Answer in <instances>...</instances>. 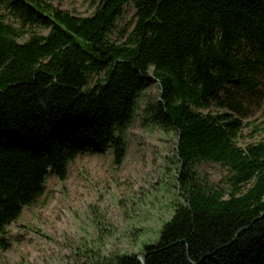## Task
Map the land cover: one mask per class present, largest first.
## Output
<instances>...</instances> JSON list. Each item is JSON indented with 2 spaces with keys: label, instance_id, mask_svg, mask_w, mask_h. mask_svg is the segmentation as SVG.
Instances as JSON below:
<instances>
[{
  "label": "trees",
  "instance_id": "obj_1",
  "mask_svg": "<svg viewBox=\"0 0 264 264\" xmlns=\"http://www.w3.org/2000/svg\"><path fill=\"white\" fill-rule=\"evenodd\" d=\"M91 2L94 14L81 17L46 0H0L17 23L0 16V248L50 175L65 181L87 152L111 150L123 162V135L155 81L160 97L144 115L177 136L184 202L140 254L87 250L85 264H264V141L240 146L232 114L240 104L205 113L213 104L225 109L218 94L226 86L252 94L261 86L264 0ZM128 7L137 22L119 29ZM202 163L225 176H201Z\"/></svg>",
  "mask_w": 264,
  "mask_h": 264
},
{
  "label": "rangeland",
  "instance_id": "obj_2",
  "mask_svg": "<svg viewBox=\"0 0 264 264\" xmlns=\"http://www.w3.org/2000/svg\"><path fill=\"white\" fill-rule=\"evenodd\" d=\"M46 2L81 17L93 15L98 5L91 0ZM5 15L0 6V16L17 24ZM136 22L135 9L128 7L118 27L131 29ZM218 96L226 101L225 109L213 104L205 113H232L228 105L240 104L242 111L232 113L242 125L240 146L264 141V79L253 94L230 85ZM159 97L155 81L140 94L135 119L123 135L126 156L120 165L111 150L87 152L69 166L65 181L49 176L45 193L7 229L0 264H85L87 250L102 256L140 254L143 244L158 238L174 204L184 202L175 182L177 136L159 130L144 115L147 104ZM198 173L215 183L225 176L219 166L207 163L199 165Z\"/></svg>",
  "mask_w": 264,
  "mask_h": 264
},
{
  "label": "water",
  "instance_id": "obj_3",
  "mask_svg": "<svg viewBox=\"0 0 264 264\" xmlns=\"http://www.w3.org/2000/svg\"><path fill=\"white\" fill-rule=\"evenodd\" d=\"M158 2L161 3L162 0H158ZM144 258H145V256H143V258L141 259V261H142L143 263H144Z\"/></svg>",
  "mask_w": 264,
  "mask_h": 264
}]
</instances>
